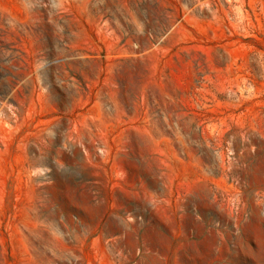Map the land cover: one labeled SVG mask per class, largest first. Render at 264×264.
<instances>
[{"label":"rangeland","instance_id":"obj_1","mask_svg":"<svg viewBox=\"0 0 264 264\" xmlns=\"http://www.w3.org/2000/svg\"><path fill=\"white\" fill-rule=\"evenodd\" d=\"M0 264H264V0H0Z\"/></svg>","mask_w":264,"mask_h":264}]
</instances>
